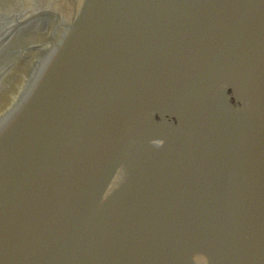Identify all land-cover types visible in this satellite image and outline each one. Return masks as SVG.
<instances>
[{
	"label": "water",
	"instance_id": "95a60500",
	"mask_svg": "<svg viewBox=\"0 0 264 264\" xmlns=\"http://www.w3.org/2000/svg\"><path fill=\"white\" fill-rule=\"evenodd\" d=\"M0 264H264V0H0Z\"/></svg>",
	"mask_w": 264,
	"mask_h": 264
}]
</instances>
